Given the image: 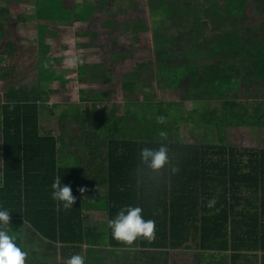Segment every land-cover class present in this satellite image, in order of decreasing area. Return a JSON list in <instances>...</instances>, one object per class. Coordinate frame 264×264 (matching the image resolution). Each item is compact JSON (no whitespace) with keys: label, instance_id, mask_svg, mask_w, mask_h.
I'll return each instance as SVG.
<instances>
[{"label":"trees","instance_id":"1","mask_svg":"<svg viewBox=\"0 0 264 264\" xmlns=\"http://www.w3.org/2000/svg\"><path fill=\"white\" fill-rule=\"evenodd\" d=\"M62 1L89 24V45L104 56L76 63L74 78L67 70H43L44 48L52 43L42 34L24 37L32 21L13 23L12 0H0V51L25 52L0 67V211L9 212L16 243L29 253L25 264H65L48 257V241L75 250L88 245L85 264H264V144L240 145L228 137L231 128L264 131V78L259 96L255 78L262 68L251 40L264 28V0H147L146 16L136 14L140 0H117L100 18L109 0ZM146 33L152 44L137 48ZM151 76L157 83L140 81ZM186 79L204 81L208 99H161L160 84ZM90 80L120 87L124 99L89 92L81 103L58 102L72 85L83 88ZM234 82L244 97L224 95ZM191 123L218 128L221 141L184 140L183 126ZM161 145L178 172L166 165L157 174L142 162V149ZM45 172L71 186V209L45 191L50 203L41 205ZM129 207H141L143 218L155 221L154 240L126 245L113 238L108 221ZM28 226L39 241L26 238Z\"/></svg>","mask_w":264,"mask_h":264},{"label":"rangeland","instance_id":"2","mask_svg":"<svg viewBox=\"0 0 264 264\" xmlns=\"http://www.w3.org/2000/svg\"><path fill=\"white\" fill-rule=\"evenodd\" d=\"M55 8H38V0H12L10 7L13 10V13L17 15V22H22V20L27 19L32 21V27L30 28L29 36H26L22 32L23 36L26 38H35L38 35L46 36L48 42L52 43V47H45L46 59L42 60L43 70L50 72L54 68H59L60 71L67 70V77L76 76L75 73L71 71L72 67H69L66 64V61H63L65 65H45L48 61L60 62L61 57L67 55L69 59H77L78 62H95L101 61L104 57L99 55L96 51V48H91L89 45L92 38V31L89 24L79 22L76 18L80 15L74 10L71 6H65V2L62 0H55ZM147 0H140V7L136 10V14L139 16H146L148 14ZM72 0H70V4ZM117 7V0H109L105 3L101 9L102 14L98 13L99 18L103 14H107L110 11L115 10ZM14 15V16H15ZM241 17V16H240ZM240 17H237L240 19ZM264 27V25L262 26ZM152 35L146 33L144 35V40H139L135 43L137 48L145 50L151 45ZM256 45L255 52L252 51V56L255 59L257 66L259 65L260 71L257 74L255 81H257V92L261 96L263 93V78H264V62L259 61V56L264 58V28L263 31L259 34H254L253 39ZM95 49V50H94ZM16 54L25 53V52H14ZM30 53V52H29ZM27 52V54H29ZM37 54V53H35ZM12 55V54H11ZM259 55V56H258ZM8 57L10 55H7ZM49 57V58H48ZM68 59V60H69ZM261 59V58H260ZM47 60V61H46ZM49 63V64H50ZM254 63V65H256ZM2 65H0L1 67ZM246 79L252 80L253 77L246 75ZM144 84L150 86L157 83V78L155 76L147 77L141 79ZM55 85H60V81H54ZM84 88V89H83ZM80 87L77 84H74L70 89L66 90L69 97L67 100L76 98L80 102L79 97L82 94L90 93H116L117 96L115 100L122 101L124 99L122 90L120 87H105L102 83L98 81L90 80L88 85ZM160 93L161 99L163 100H180L185 94L187 96L188 104L193 103L194 101H201L208 99L209 90L207 85L202 80H193L186 79L180 84H160ZM224 95L227 97H244L245 94L243 89L238 83L230 85L227 90H225ZM61 97V96H59ZM81 103V102H80ZM99 108L102 107L101 103L97 104ZM46 114L52 113L50 109L45 111ZM197 125V126H195ZM182 136L186 141L200 142L206 144H215L221 141V135L218 131V128L214 126H207L201 124H186L182 129ZM228 137L230 141L235 144L242 145H258L264 144V131L259 132V134L253 131L250 128H236L228 130Z\"/></svg>","mask_w":264,"mask_h":264},{"label":"clouds","instance_id":"3","mask_svg":"<svg viewBox=\"0 0 264 264\" xmlns=\"http://www.w3.org/2000/svg\"><path fill=\"white\" fill-rule=\"evenodd\" d=\"M76 63L77 59L66 61L69 67L75 66ZM158 122L164 123L165 118L162 116L158 117ZM160 136L166 138L167 134L161 132ZM140 154L142 162L152 172L159 174L166 165L170 166L172 173L179 171L177 166L170 165L168 148L165 145H161L157 150L144 148ZM52 189L53 200L62 202L65 209H71L76 203V197L72 194L71 186H62L59 177L55 178ZM78 191L83 195L87 189L81 187ZM215 204V199H212L207 206L214 208ZM142 212L143 209L141 207L121 209L115 219L108 221V226L112 229L113 238L126 245H132L138 238H144L149 241L154 240L156 223L152 219L145 220ZM10 225L11 215L9 212L7 210L0 211V264H25L29 253L18 246L16 243L18 231L14 232ZM65 264H85V257L79 254L73 255Z\"/></svg>","mask_w":264,"mask_h":264},{"label":"crops","instance_id":"4","mask_svg":"<svg viewBox=\"0 0 264 264\" xmlns=\"http://www.w3.org/2000/svg\"><path fill=\"white\" fill-rule=\"evenodd\" d=\"M14 15L15 14H13L12 20H13V23L16 24V23H18L17 22V15H15V16ZM22 24L23 23H21V25ZM14 52H16V51L1 50L0 51V65H6V63L8 62V58H9L7 55L16 54ZM17 55H19V54H17ZM68 59L69 58L67 57V55H64L63 57H61L60 62H55V63L52 62V63H50L48 61V63H50L49 65H62L63 64L62 62L65 61V60H68ZM74 67H72V68H74ZM74 77L75 76H73V78ZM70 78H72V77H70ZM75 84H78V83H75ZM66 99H68V97L66 98V97H62L61 96V97L57 98L58 102L65 101ZM47 115H48L47 118H51L52 122H53V120L55 122V117H53V115L50 117L51 113L47 112ZM47 128L48 129H46V130H50V129L53 130L52 126H47ZM0 137H1V129H0ZM1 157H2V152H1V148H0V158ZM0 165H1V162H0ZM51 170L53 171V168H51ZM32 177L34 178V176H32ZM54 177H55L54 172H52V174H50V176L45 172V177H44V175H42V177H41L42 179L45 180V186L41 188L39 194L37 195V198L38 197L42 198V202H41L42 206L49 205V203H50V201L48 202V200L45 199V197H44L42 192H44V191L46 192V198L52 199V193H53L52 184L54 183ZM2 180H3V177H2L1 170H0V181H2ZM37 188L38 187L36 186L35 190ZM26 238L32 243H35L36 241H39L37 239V237H36V232L33 230L32 226H28L27 231H26ZM48 245L50 246L49 249H48V257L50 256L51 259L58 260L60 262H66L71 256L76 255V254L83 255L85 257V261L87 259V253H88L87 252V248H88V245H85V244L84 245H79L78 246L79 247L78 250L74 249V247H73L74 245H66V244H63L62 242H50V241H48ZM160 263L161 264H171V260L165 259L163 262H160Z\"/></svg>","mask_w":264,"mask_h":264}]
</instances>
